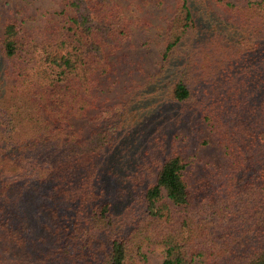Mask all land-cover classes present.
Segmentation results:
<instances>
[{"label": "trees", "instance_id": "obj_1", "mask_svg": "<svg viewBox=\"0 0 264 264\" xmlns=\"http://www.w3.org/2000/svg\"><path fill=\"white\" fill-rule=\"evenodd\" d=\"M56 1L0 11V264H264V0ZM138 32L157 69L101 98ZM179 127L222 164L187 171Z\"/></svg>", "mask_w": 264, "mask_h": 264}, {"label": "rangeland", "instance_id": "obj_2", "mask_svg": "<svg viewBox=\"0 0 264 264\" xmlns=\"http://www.w3.org/2000/svg\"><path fill=\"white\" fill-rule=\"evenodd\" d=\"M168 3L163 6L149 5L151 16L154 20L164 22L171 9L173 8L174 0H165ZM233 2H243L244 0H231ZM24 5L29 9L37 6L60 10L61 6L56 0H0V11L3 15L9 13V7ZM139 39L134 38V43L131 46L123 45L122 49L126 52L127 57L121 63L114 73L109 76H101L100 84L97 88V94L101 98L119 100L130 94L131 86L144 80L150 73H154L158 67L160 52L164 46L163 35H156L153 32H138ZM130 69H133L132 72ZM75 128L84 130L86 121L83 118L71 119ZM179 142L184 148V156L189 163L187 171L195 172L204 163H210L215 166H220L224 159V154L221 145L216 140L214 134L205 128L202 134V140L189 131L185 127L178 128ZM150 264H160L163 259V250L160 248L150 249L147 251Z\"/></svg>", "mask_w": 264, "mask_h": 264}]
</instances>
